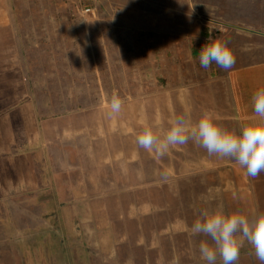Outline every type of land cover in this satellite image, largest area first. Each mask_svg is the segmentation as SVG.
I'll use <instances>...</instances> for the list:
<instances>
[{
	"label": "rangeland",
	"instance_id": "374dc122",
	"mask_svg": "<svg viewBox=\"0 0 264 264\" xmlns=\"http://www.w3.org/2000/svg\"><path fill=\"white\" fill-rule=\"evenodd\" d=\"M218 22L264 30V0H0V224L38 231L40 264H206L197 209L250 212L233 160L136 143L199 119L178 92L207 80L192 51Z\"/></svg>",
	"mask_w": 264,
	"mask_h": 264
},
{
	"label": "clouds",
	"instance_id": "9594fccd",
	"mask_svg": "<svg viewBox=\"0 0 264 264\" xmlns=\"http://www.w3.org/2000/svg\"><path fill=\"white\" fill-rule=\"evenodd\" d=\"M198 59L200 67L205 70L215 64L227 71L236 63L234 51L222 39L207 42L199 50ZM122 104V99L113 92L108 104L110 118L120 113ZM250 105L252 111L239 130L221 126L216 114L205 109L195 123L184 115L172 118L167 130L159 134L145 120L136 143L160 158L171 148L191 141L206 150L209 156L233 160L247 177L255 179L264 172V87L254 91ZM162 179H168L166 173ZM188 232L205 238L199 243L198 252L206 264H238L245 244L251 247L259 264H264V210L230 212L219 201L214 206L199 207Z\"/></svg>",
	"mask_w": 264,
	"mask_h": 264
},
{
	"label": "crops",
	"instance_id": "0c3cea01",
	"mask_svg": "<svg viewBox=\"0 0 264 264\" xmlns=\"http://www.w3.org/2000/svg\"><path fill=\"white\" fill-rule=\"evenodd\" d=\"M249 27L231 29L227 24H214L213 29L219 30L214 31L213 36L208 35L207 42L213 39L227 41L235 53L236 63L227 71L215 64L211 65L205 74V82L179 87L178 93L181 97H178L177 102L182 103L184 108L195 109V105H199L202 111L211 110L221 126L239 130L252 111L251 95L258 88L264 87V30ZM206 43L199 41L192 54L199 52ZM195 74L196 71L192 76ZM197 74L199 75V71ZM191 120L193 123L197 121L196 118ZM229 170L239 176L238 180L232 182L230 189L239 191L240 205L244 207L246 204L250 211L264 210V172L252 179L237 164L230 165ZM244 198L248 201L244 202ZM3 227L7 226L0 224V264H40L36 256L44 237L38 231L10 230ZM51 241L54 246V239ZM243 253L254 254L249 245L246 249L242 248L240 254Z\"/></svg>",
	"mask_w": 264,
	"mask_h": 264
}]
</instances>
